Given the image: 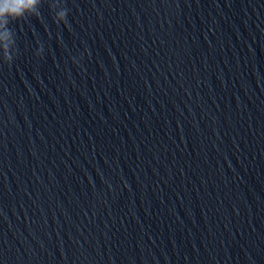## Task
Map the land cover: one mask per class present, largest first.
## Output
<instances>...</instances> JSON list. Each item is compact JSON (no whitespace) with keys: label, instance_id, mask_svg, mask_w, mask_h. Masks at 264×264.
Returning <instances> with one entry per match:
<instances>
[{"label":"clouds","instance_id":"1","mask_svg":"<svg viewBox=\"0 0 264 264\" xmlns=\"http://www.w3.org/2000/svg\"><path fill=\"white\" fill-rule=\"evenodd\" d=\"M42 2L44 0H0V59L5 64L10 66L18 51L15 31L10 24L26 21L33 16L39 17ZM57 3L63 4L62 0H57ZM51 9L54 12L53 20L57 25L61 22L68 24L69 10L66 7L63 6L59 11ZM38 51H42V48Z\"/></svg>","mask_w":264,"mask_h":264}]
</instances>
